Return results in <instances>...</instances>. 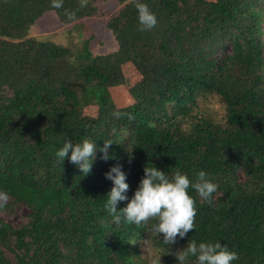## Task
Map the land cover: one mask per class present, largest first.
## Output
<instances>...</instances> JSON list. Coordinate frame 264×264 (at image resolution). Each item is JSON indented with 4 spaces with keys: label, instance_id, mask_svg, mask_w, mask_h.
<instances>
[{
    "label": "trees",
    "instance_id": "16d2710c",
    "mask_svg": "<svg viewBox=\"0 0 264 264\" xmlns=\"http://www.w3.org/2000/svg\"><path fill=\"white\" fill-rule=\"evenodd\" d=\"M97 1L0 0V194L10 198L0 211L30 209L18 227L0 217V264H177L188 241L227 245L232 264H264V0H140L157 21L143 31L136 0H115L104 26L116 49L95 52L96 34L82 37L83 61L29 35L45 13L68 26L97 15ZM212 97L225 106L223 121L196 112ZM65 138L95 142L88 174L55 158ZM104 140L113 142L108 160ZM114 164L129 198L152 164L190 179L205 170L217 189L211 203L188 189L194 228L165 244L151 220L112 223L104 173Z\"/></svg>",
    "mask_w": 264,
    "mask_h": 264
},
{
    "label": "clouds",
    "instance_id": "9594fccd",
    "mask_svg": "<svg viewBox=\"0 0 264 264\" xmlns=\"http://www.w3.org/2000/svg\"><path fill=\"white\" fill-rule=\"evenodd\" d=\"M62 0H52L53 8H60ZM85 0H81V6ZM137 20L140 30L153 28L157 21L155 14L147 4L136 0ZM71 16V13H68ZM113 116L119 117V112ZM112 141H105L99 151L101 158H112L109 146ZM96 144L90 139H82L74 143L65 138L61 146L54 152L55 158L62 163L67 157L81 174H88L94 159ZM144 174L138 182L132 196H127L129 184L126 174L118 164L111 165L104 173L105 178L111 181V187L105 194L103 208L111 218L113 224L145 225L152 221L148 230L159 236L165 244L174 243L177 237L183 238L189 230L194 228L196 215L194 198L189 194L191 188L204 201L211 203L210 197L217 189V184L205 170H199L190 179L187 173L176 170L167 175L153 164L146 166ZM127 200L124 207H117L118 203ZM177 264H232L238 259L237 253L227 245L218 241H188L187 245L175 253Z\"/></svg>",
    "mask_w": 264,
    "mask_h": 264
},
{
    "label": "rangeland",
    "instance_id": "374dc122",
    "mask_svg": "<svg viewBox=\"0 0 264 264\" xmlns=\"http://www.w3.org/2000/svg\"><path fill=\"white\" fill-rule=\"evenodd\" d=\"M114 1L115 0H98L97 4H99L101 9L97 15L68 26L62 24L55 13L47 12L31 27L29 35L40 40L54 41L68 46L74 52L75 57L78 60L83 61V50L85 49L86 41L83 44L82 37L83 39H87L95 33L96 36L90 40L91 49L100 53L111 52L116 49V42L109 35L104 25L105 18L113 13L118 7L117 4H114L112 5L113 7L110 8L111 6L108 4H111ZM262 27V35L264 38V23ZM125 67L126 71L129 72L130 77L135 78L136 73L134 68L130 65H126ZM120 97L123 100L122 104L130 101L129 94L124 87L121 89ZM87 110L90 113L93 111L91 107H88ZM198 111L202 112L205 116L214 118L218 121H223L225 119V106L217 97L201 100L199 107L196 109V112ZM9 202V197L0 194V204ZM29 213L30 209L22 204L21 206H14L7 211H0V217L13 227H18L28 222L30 219ZM141 247L143 249V256L152 261L153 252L149 245L141 243Z\"/></svg>",
    "mask_w": 264,
    "mask_h": 264
}]
</instances>
